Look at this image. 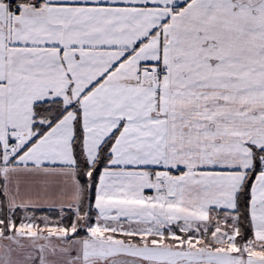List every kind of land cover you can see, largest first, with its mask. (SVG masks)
Segmentation results:
<instances>
[{"label": "snow or ice", "instance_id": "1", "mask_svg": "<svg viewBox=\"0 0 264 264\" xmlns=\"http://www.w3.org/2000/svg\"><path fill=\"white\" fill-rule=\"evenodd\" d=\"M0 264H264V0H0Z\"/></svg>", "mask_w": 264, "mask_h": 264}]
</instances>
